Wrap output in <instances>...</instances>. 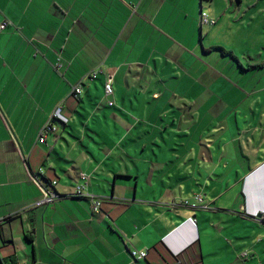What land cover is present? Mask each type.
Returning a JSON list of instances; mask_svg holds the SVG:
<instances>
[{"label":"crops","instance_id":"obj_1","mask_svg":"<svg viewBox=\"0 0 264 264\" xmlns=\"http://www.w3.org/2000/svg\"><path fill=\"white\" fill-rule=\"evenodd\" d=\"M234 4L0 0V264H264V0Z\"/></svg>","mask_w":264,"mask_h":264},{"label":"built area","instance_id":"obj_2","mask_svg":"<svg viewBox=\"0 0 264 264\" xmlns=\"http://www.w3.org/2000/svg\"><path fill=\"white\" fill-rule=\"evenodd\" d=\"M213 24L214 20L211 19L206 12L201 11L200 15V24ZM9 25V21H2L0 22V32L3 31ZM61 66V63L56 64V68L58 69ZM104 73V69L101 65L95 67L92 71L88 72L78 83L76 86L73 87V93L75 96H79L83 91V84L84 79H96L99 74ZM114 91L113 88V75L112 73H108L106 75L105 83H104V94L105 96L111 95ZM111 104L112 102L109 101ZM63 104L60 103L55 107V109L51 112L46 122L42 125L39 133V142L43 143L46 141V137L50 133H56L58 130V125L56 122H67L68 117L63 114L62 112ZM81 177L86 179L88 177L87 174L82 173ZM34 181L38 184L42 191V198L37 202V204H48L53 202L55 199L59 197V193L55 189L47 188L41 184L37 176H33ZM56 181L53 180L51 184L53 185ZM84 184H78L75 189L74 195H86L89 196L92 203L93 211L100 210L101 207V200L93 194L87 193L84 191ZM183 204L186 206H190L193 208H203L208 209L210 205L208 202L204 200L202 195L197 194L194 196V200L185 199L183 200ZM131 254L136 258H143L146 256L147 251H138L132 250ZM241 258H245L247 256V252L243 251L239 254Z\"/></svg>","mask_w":264,"mask_h":264},{"label":"rangeland","instance_id":"obj_3","mask_svg":"<svg viewBox=\"0 0 264 264\" xmlns=\"http://www.w3.org/2000/svg\"><path fill=\"white\" fill-rule=\"evenodd\" d=\"M214 2H218V0H213ZM233 2L235 3L234 5H233V7H235V6H237L238 4H237V2H238V0H233ZM207 3V2H206ZM206 3H205V7H206ZM218 7H220V5H218ZM214 21H215V18H214ZM263 25H264V21H263ZM264 27V26H263ZM216 33V32H215ZM263 34H264V32H263ZM263 40H264V37H263ZM264 42V41H263ZM219 73L222 75V76H224L225 78L224 79H232V80H235V81H237L238 79V77H236L234 74L233 75H231V74H229L228 72H225V71H219ZM263 95H264V92L262 93ZM241 258V257H240ZM241 259H243V258H241Z\"/></svg>","mask_w":264,"mask_h":264},{"label":"water","instance_id":"obj_4","mask_svg":"<svg viewBox=\"0 0 264 264\" xmlns=\"http://www.w3.org/2000/svg\"><path fill=\"white\" fill-rule=\"evenodd\" d=\"M262 215H263V213H260V212H259L256 216H257V217H262Z\"/></svg>","mask_w":264,"mask_h":264},{"label":"trees","instance_id":"obj_5","mask_svg":"<svg viewBox=\"0 0 264 264\" xmlns=\"http://www.w3.org/2000/svg\"><path fill=\"white\" fill-rule=\"evenodd\" d=\"M221 50H222L224 53L231 54L230 52H228V51H226V50H224V49H222V48H221Z\"/></svg>","mask_w":264,"mask_h":264}]
</instances>
